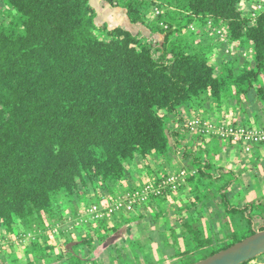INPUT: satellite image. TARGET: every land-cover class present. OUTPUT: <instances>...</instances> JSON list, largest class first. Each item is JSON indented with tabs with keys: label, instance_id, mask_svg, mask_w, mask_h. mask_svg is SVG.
<instances>
[{
	"label": "trees",
	"instance_id": "1",
	"mask_svg": "<svg viewBox=\"0 0 264 264\" xmlns=\"http://www.w3.org/2000/svg\"><path fill=\"white\" fill-rule=\"evenodd\" d=\"M104 1L123 8L151 37L97 23L91 0H0V224L11 230L37 217L63 221L61 194L88 201V192H111L127 181L136 155L149 164L181 152L183 160L192 157L195 169L188 177L194 185L191 205L207 198L200 184L208 180L220 212L241 216L248 225L203 258L264 229V205L256 199L234 203L230 189L236 173L223 166L212 169V142L211 149L182 146L188 131L183 123L189 119L185 109L194 113L211 99L245 113L264 99L262 0H250L255 6L247 12L244 0ZM198 21L223 26L225 32L218 31L227 44L251 47L245 66L236 71L231 57L217 60L195 46L182 31ZM157 32L164 34L161 42L154 38ZM143 216L127 220H147ZM190 233L195 246L177 252L183 258L177 264L194 263L184 258L211 244L201 231L190 228ZM92 239L81 235L76 241L95 250ZM154 240L170 246L162 231ZM42 245L40 240L33 244L35 249Z\"/></svg>",
	"mask_w": 264,
	"mask_h": 264
},
{
	"label": "rangeland",
	"instance_id": "2",
	"mask_svg": "<svg viewBox=\"0 0 264 264\" xmlns=\"http://www.w3.org/2000/svg\"><path fill=\"white\" fill-rule=\"evenodd\" d=\"M91 3L96 9L97 23L107 22L111 28L118 27L117 23L112 20L113 16L102 9L98 0H93ZM252 3L250 0H244L242 9L247 12L249 6H255ZM153 11L150 9V16L155 15ZM218 29L225 32L223 26L210 23L202 25L198 21L197 25H190L182 32L193 41L195 46L205 47L217 60L231 57L235 70L239 71L251 58L252 49L237 46L235 51L230 48L232 44H227L225 34ZM146 30L144 29L145 36L151 37L150 30L148 28ZM154 38L161 42L164 34L157 32ZM206 102L204 106H198L194 113L190 112L191 115H185V117L193 120L190 118L198 115L207 122L210 117L202 112L212 109L213 113L221 115L219 118L213 115L218 120L212 123L219 125V123L232 122L233 103H229L227 108L223 109L216 101H211V105ZM222 110H228L225 111L228 114L224 115ZM168 120H170L169 125L174 127L175 125L171 123L172 119ZM184 134L182 146L189 150H193L194 147L211 149V145L207 147V144L212 142L213 151L210 150L209 153L214 154L211 161L213 170L223 166L236 173L237 181L230 189L234 203L242 205L256 199V203L264 205V181H260V177H264V151L259 152L257 149L252 156H244L241 152H238L239 154L233 150L230 152L233 145L227 148L229 140L212 132L204 130L196 134L186 131ZM218 139L222 141L223 146H218ZM222 149L225 151L229 149V151L223 152ZM250 152L246 150L245 154ZM135 159L133 158L129 165L127 181L115 185L111 188V192H104L103 189L98 193L88 192L90 196L88 201L87 199L81 200L76 194L73 195V199L61 194L60 202L63 210L60 217L65 218L63 221L57 217L46 222L37 217L28 224H20L11 230L0 224V264H177L180 260L183 261V258L177 256V252H181L184 247L192 249L195 246L190 233V228H193L201 231L205 238L211 240V244L184 258L185 263H190L201 260L212 250H218L227 245L233 231L244 232L247 229L248 225L243 222L241 216L234 218L224 211L220 212L218 200L213 198L214 189L209 185L208 180L200 184L203 193L208 194L207 198L196 201V206L191 205L194 199L191 192L194 185L190 184L188 177L195 173L191 164L192 157L188 158L190 161L183 160L181 152H174L170 154V157L149 164L140 160L142 165L137 163L139 160L135 161ZM161 163L163 166L160 165ZM181 171H185V174L177 189L167 188L164 190V195L150 196L142 202L136 200L135 207L131 211L125 209L117 213L109 211V204L117 197L142 193L144 188L152 182L159 183L169 175L179 174ZM151 172L159 176V179L150 177ZM166 174L168 176L163 177ZM257 182L261 185H258L259 189L254 188ZM237 184L240 185L237 186ZM99 193L100 197H97ZM138 197L136 196L137 199ZM92 199L99 201L93 204ZM204 202L206 205H203ZM96 204L99 207L97 213H104L103 216L89 212V209ZM108 212L110 216L107 215ZM140 214H143L147 220L143 218L137 221L127 220L134 216L138 217ZM104 224H107L109 229L105 230ZM158 231L164 232L168 238L170 246L166 249L157 245L160 242L154 240ZM81 235L93 238L96 249L78 244L76 240ZM160 238L162 235L158 236V239ZM39 240L43 242V245L40 249H35L33 244ZM246 264H264V254Z\"/></svg>",
	"mask_w": 264,
	"mask_h": 264
},
{
	"label": "built area",
	"instance_id": "3",
	"mask_svg": "<svg viewBox=\"0 0 264 264\" xmlns=\"http://www.w3.org/2000/svg\"><path fill=\"white\" fill-rule=\"evenodd\" d=\"M264 7V0L258 5V9ZM188 131L192 133H200L204 130L212 132L215 135L222 137L223 139L229 140L234 144L240 145L244 151H251L253 148L264 145V123L263 124H251V125H233L231 123H219L214 124L210 121H203L200 119L189 120L184 124ZM185 171H181L179 174L169 175L166 179L159 183L152 182L146 186L142 193L134 194L133 196H119L109 204L110 212L117 213L122 209L131 211L136 204V200L143 201L150 196L158 197L164 195V190L167 188L177 189L183 180ZM136 196H139L138 199ZM107 208V206H105ZM99 211L98 205H93L90 209V213H97ZM110 212L107 213L110 216ZM98 216H103L100 212Z\"/></svg>",
	"mask_w": 264,
	"mask_h": 264
},
{
	"label": "crops",
	"instance_id": "4",
	"mask_svg": "<svg viewBox=\"0 0 264 264\" xmlns=\"http://www.w3.org/2000/svg\"><path fill=\"white\" fill-rule=\"evenodd\" d=\"M92 1L93 0H91V2ZM98 2L101 3V7H102L103 10H105L107 13H110L113 16V19L112 20L117 23L116 26L124 27V28L129 29L130 31H132L134 33H137V34L146 35V32L145 31H147L146 30L147 28L145 26H143V25H140V24H133V23H131V21L129 20L128 15L126 14V11L123 8L118 7V6H112V5H110L109 3H107L104 0H98ZM103 23H107V22H103ZM144 29H145V31H144ZM237 46H238V48H240L239 44H234L230 48L235 49V51H236L237 49L235 47H237ZM206 103L211 105V99H208V101ZM228 105H229V103H223L221 107L224 109V108H227ZM225 111H228V110H224V111L222 110L221 112L224 115H227L228 112H225ZM232 112H233L232 113V122L235 121V120H246V121H251L252 124H259V122L262 123L264 121V99L259 100V101L256 100V101L252 102L247 107V110H246L245 113H243V112L241 113V111L238 110V108L235 105H234V107L232 109ZM184 113H185L186 116L187 115H191L189 111H186V109H185ZM202 113H204L205 115H207V116L210 117V118L207 117V118H209V121L210 122H217L215 120H218V119H215V118L216 117L219 118L221 116L220 113H218L217 115L215 113H213L212 112V109H210V110L208 109V111H203ZM213 115L214 116L216 115V117H214ZM224 115H222V116H224ZM212 116H213V118H212ZM230 146H232V145H229V147H227V148H230ZM261 148H263V150ZM257 149H259V152L260 151L262 152V151H264V146L263 147L262 146L261 147L260 146L259 147H255V148H253L251 150L250 153L245 154V151H244L243 148H241V146H238V145H236V144L233 143V146L231 147V151L230 152H232V150H233V151H236L237 154H239L238 152H241L242 154H244V156H252L254 153H256V150ZM226 151L223 150V152H226ZM228 151H229V149H228ZM137 156H139V155H136L135 156V158L137 160H139V161H137V163H139L140 165H142L141 161H143V160L141 159L140 156H139L140 158L137 157ZM136 159H135V161H136ZM238 185H240V184H237V186ZM258 185H260V182H257L254 185V188L255 189L256 188L259 189V186Z\"/></svg>",
	"mask_w": 264,
	"mask_h": 264
},
{
	"label": "water",
	"instance_id": "5",
	"mask_svg": "<svg viewBox=\"0 0 264 264\" xmlns=\"http://www.w3.org/2000/svg\"><path fill=\"white\" fill-rule=\"evenodd\" d=\"M264 254V229L191 264H244Z\"/></svg>",
	"mask_w": 264,
	"mask_h": 264
}]
</instances>
